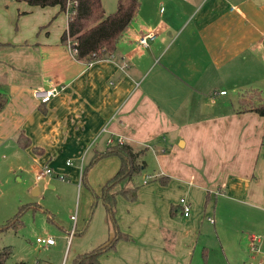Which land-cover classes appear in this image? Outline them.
Segmentation results:
<instances>
[{"label":"crops","instance_id":"1","mask_svg":"<svg viewBox=\"0 0 264 264\" xmlns=\"http://www.w3.org/2000/svg\"><path fill=\"white\" fill-rule=\"evenodd\" d=\"M68 21L59 5L0 0V89L9 94L0 169L41 180L51 166L49 181L64 173L82 189L85 164L110 138L146 147L144 176L155 181L135 200L117 197V230L129 237L101 254L103 264H192L213 238L264 264V115L243 106L264 100V0H142L116 49L95 59L62 40ZM39 86L60 90L43 102ZM119 167L118 155H104L87 180L102 186ZM89 213L79 202L71 214L77 252L115 234L104 204L88 222ZM251 233L262 236L257 251Z\"/></svg>","mask_w":264,"mask_h":264},{"label":"rangeland","instance_id":"2","mask_svg":"<svg viewBox=\"0 0 264 264\" xmlns=\"http://www.w3.org/2000/svg\"><path fill=\"white\" fill-rule=\"evenodd\" d=\"M117 3L118 0H103L107 13L114 12ZM147 169L148 167L143 174L136 177L140 187L155 181L154 176L150 180L149 176H144ZM40 173L41 180H32L31 173L27 171H13L4 167L0 169V225L11 219L22 205L34 203L32 205L35 206L24 212L22 224L0 233V247L5 245L13 247L7 264H18L20 261L28 264H71L80 237V234H74V231L70 234L75 223L71 214L76 212L79 202L89 207L90 212L97 205L103 204L101 199L96 201V195L101 194L100 184H90L88 179L82 181V189H79V182L72 185L68 174L63 173L64 179L57 176L59 179L49 181L50 177L47 176L51 174H44L43 170ZM20 175L26 177L30 184L26 186L19 181ZM52 175H55V172ZM145 179L149 181L145 182ZM51 184L56 186L52 187ZM67 227L69 242L64 234ZM49 236L54 238L56 245L48 246L37 241L38 237ZM212 241L214 245L209 250L204 251L200 246L197 247L192 264H249L248 252L242 251L239 247L225 252L217 239L213 238ZM71 242L73 245L68 251L67 244L69 247ZM259 257L262 258L260 255Z\"/></svg>","mask_w":264,"mask_h":264},{"label":"trees","instance_id":"3","mask_svg":"<svg viewBox=\"0 0 264 264\" xmlns=\"http://www.w3.org/2000/svg\"><path fill=\"white\" fill-rule=\"evenodd\" d=\"M26 1L32 5H59L61 10L68 9L69 0H18ZM142 0H118L117 9L112 13H107L102 0H77L75 13L68 21V26L62 34V40L67 41L71 36L74 43V53L77 57L88 59L99 58L103 53H111L116 49L117 42L123 32L137 16ZM71 8V9H72ZM9 100L7 91L0 89V109H3ZM244 107L248 108L249 103H253L251 108L264 115V100L259 102L244 101ZM23 146L30 144L29 138L25 134L18 137ZM146 147L135 148L131 143L118 141L108 146L104 152H98L90 161L85 164L82 173V181L87 180V174L92 165L100 157L107 154H116L120 158V167L116 173L109 178L101 189V194L96 195V201L102 200L105 205L110 224L115 228V234L107 242L91 249L77 252L71 264H103L100 256L103 252L115 247L119 238H128L129 234L117 230L116 207L117 197L123 195L129 200L138 197L140 185L137 184L136 177L143 174L147 167L145 159ZM95 201V202H96ZM34 205H22L16 214L4 224L0 225V233L12 227H17L23 223V214ZM94 208L89 213V222L95 212ZM13 253L12 245L0 247V264H7V260ZM18 264H28L20 261Z\"/></svg>","mask_w":264,"mask_h":264},{"label":"built area","instance_id":"4","mask_svg":"<svg viewBox=\"0 0 264 264\" xmlns=\"http://www.w3.org/2000/svg\"><path fill=\"white\" fill-rule=\"evenodd\" d=\"M76 4H77V0H69V2H68V9L66 10V12L68 14L69 19L72 16V14L75 13V11H76V8H72V7H75ZM141 42L147 44V38H145V37L141 38ZM74 43H76V41L71 36H69L67 41H66V44H67L68 48L73 53H74V48H73ZM59 90H60V88H58L57 86H48V87L47 86H39L36 88L35 96L38 99L42 100L43 102H46V101H49L50 99H52L59 92ZM224 92H225V90L222 91V93H224ZM113 141L114 140L112 138H110L108 140L109 145L113 144ZM120 141H122V140H120ZM67 163H71V160H68ZM52 172H54V171H53V168L51 166H46L45 169L43 170L44 174H51ZM40 176L41 175H39V177ZM59 177L62 179L65 178L64 174H59ZM144 181L146 182V181H148V179H145ZM179 203L182 207L183 213L187 216L190 215L191 211H192V203L190 202V200L186 196H183L180 198ZM76 218H77V214H73L72 219H74L75 223H76ZM210 220L213 221L214 219L212 217H210ZM75 223H74V227L71 230L70 234L73 233V231L75 232V228H76ZM250 240H251V249L254 251L259 250L260 249L259 244L262 240V236L258 233H251L250 234ZM37 241L39 243H43L45 245H50V244L55 243L54 238L51 236H49V237H38Z\"/></svg>","mask_w":264,"mask_h":264}]
</instances>
